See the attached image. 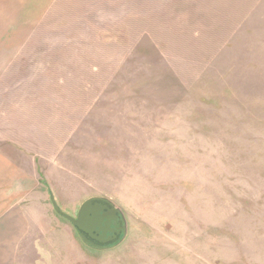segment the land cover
Returning <instances> with one entry per match:
<instances>
[{"label":"rangeland","instance_id":"374dc122","mask_svg":"<svg viewBox=\"0 0 264 264\" xmlns=\"http://www.w3.org/2000/svg\"><path fill=\"white\" fill-rule=\"evenodd\" d=\"M19 50L0 70L16 264H264V0H61ZM52 196L72 217L110 200L125 239L88 247Z\"/></svg>","mask_w":264,"mask_h":264},{"label":"crops","instance_id":"0c3cea01","mask_svg":"<svg viewBox=\"0 0 264 264\" xmlns=\"http://www.w3.org/2000/svg\"><path fill=\"white\" fill-rule=\"evenodd\" d=\"M60 2L0 0V70L7 60H13L19 54V49L27 44L33 30L44 26L47 17ZM27 231V222L20 208L9 204L0 210V264L17 263Z\"/></svg>","mask_w":264,"mask_h":264},{"label":"water","instance_id":"95a60500","mask_svg":"<svg viewBox=\"0 0 264 264\" xmlns=\"http://www.w3.org/2000/svg\"><path fill=\"white\" fill-rule=\"evenodd\" d=\"M51 201L56 213L71 222L83 243L92 249L117 247L126 237L127 222L122 211L106 198L85 201L76 217L63 212L53 196Z\"/></svg>","mask_w":264,"mask_h":264}]
</instances>
